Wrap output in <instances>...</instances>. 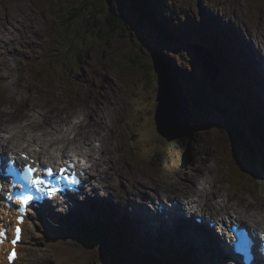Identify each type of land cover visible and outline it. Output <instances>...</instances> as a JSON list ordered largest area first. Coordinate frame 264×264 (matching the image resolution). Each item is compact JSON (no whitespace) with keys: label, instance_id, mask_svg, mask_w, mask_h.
<instances>
[{"label":"rangeland","instance_id":"1","mask_svg":"<svg viewBox=\"0 0 264 264\" xmlns=\"http://www.w3.org/2000/svg\"><path fill=\"white\" fill-rule=\"evenodd\" d=\"M134 1L0 0V13L8 12L7 15L12 17V19L10 18V29L14 35L13 44L2 47L7 51L4 64L5 70L9 71L11 77L5 83L0 84V113L8 121H10L11 116L16 117V120L12 119L16 125L38 120L35 122L36 124L32 125V129L43 126L49 128L50 133H54L52 131L54 128L58 129L60 126H64L66 129V127L72 125L73 130L77 131L76 125L86 120L80 111V107L84 106L85 103H89V101L92 105L94 102L96 104L103 102L105 105L107 98H110L113 104L117 103V110L111 119V123L107 124L106 118L100 112L97 116L99 121L97 120L98 123L94 125L93 129L101 133L98 136L108 140L106 143L107 149L114 155L115 165L109 163L105 166L112 167L110 171L112 178L108 180V183L112 182L110 185L115 195H123L130 199L132 196H129L128 191L132 190L140 179L145 184H143L144 194L148 195L150 200L156 198L160 193H156L157 191L153 185H160V187L165 188L168 193L165 196L167 198L181 197L180 188L181 185L189 182L188 174L191 177L200 179L199 181H205V184L212 190L214 185L219 184L224 172L225 174H231L226 170L227 165L217 152L216 141L219 138H217L216 130L220 131L228 128L224 124L219 123L218 125L215 123L217 109L221 108L213 109V112L210 111L207 114L212 124L208 129L198 131L194 136L192 135L191 140L187 143L186 156H178L176 152L172 157L174 163L168 168L158 166L159 164L150 168L149 165L152 164L149 163L152 161L151 157L147 156L148 151L146 149L148 148L146 146H142V148L131 146L135 138L144 141L148 137V143L152 136V134L145 131V129L152 127L151 122H153L154 117L152 105H156L157 97V92L154 91V71L149 65L153 62L152 51L157 43H160L163 47L162 50L168 53L167 56L170 59L168 66L173 72L181 71L186 75H193L192 73H194V77L200 79V82H196L194 78L187 81L193 94L199 91L201 95H204L208 89L215 91L216 94L222 93L219 89V80L210 79L197 65L198 57L192 48V44L200 38L193 36V32L196 35H202V33L209 35L212 30L209 22L214 20L210 19L211 16L217 18L220 16L222 19L214 26L218 25L220 28L224 26L225 29L228 28L231 32L234 31L226 17H230L231 20L240 25L260 22L261 25L258 29L264 32V0H169L164 7V11L160 10V5H157L158 8L156 7V10L151 11V15L144 19L140 18L139 11L133 4ZM92 3H96L97 7ZM112 7L120 18L118 17V21L111 26L106 21ZM167 13L169 18L166 16ZM175 14L178 21L171 24V19ZM158 16L162 17L159 18ZM162 18L171 24L172 34L177 37L175 40L165 41L162 38L165 41L163 42L161 37L158 36L159 32L155 23L158 22V25L164 23L165 21ZM197 21L208 23L209 27L205 26L201 29L197 25ZM182 24L184 25L182 26ZM116 26L118 29L111 30ZM180 37L183 39L181 40ZM237 38H240L239 34ZM238 42L242 45V42ZM220 50L225 51L223 48H220ZM33 57H41V59H37L39 62H36L33 65V70L30 71L27 65L29 61L34 60ZM36 72L38 75H36ZM203 81H207L211 88H206ZM229 83L231 84L230 81ZM240 95H243L242 92ZM13 96L16 98L14 106L7 100L13 98ZM221 96L223 97L224 94H221ZM231 96L232 99H236L235 93L231 92ZM97 98L98 101H96ZM227 98L229 103L236 107L235 101L233 102L229 96ZM133 99L143 101L144 106L139 105L140 109H138V105L134 103ZM208 100L215 99L209 97L208 94V97L202 99L201 104L206 107ZM237 108L241 107L237 105ZM222 110L227 111L223 107ZM245 112L243 110L244 115H247ZM23 114L27 115L26 120L19 119ZM28 117H32L31 120ZM234 119L241 122L238 118ZM52 121L56 123L51 124ZM72 135L74 137L75 132ZM96 138L102 140L101 137ZM153 138L156 140L157 137ZM187 139L189 140V138ZM84 142L86 141L81 144ZM169 145L170 143L159 145L160 148L158 147L159 149L155 154L162 153ZM71 146L73 147L75 144ZM218 148L224 151V156L227 152L229 153L227 155H231L233 152L229 149L223 150L219 145ZM113 150L115 151L113 152ZM239 158L238 161H241L242 158ZM238 161L234 166L240 167ZM200 162L208 163L216 169L219 168L218 174L213 168V174L208 173L209 177L205 175L206 179L200 178L201 175L194 172L195 163ZM127 164L128 167L125 170ZM229 164L233 165L231 161H229ZM253 168L255 175H253L252 181H247L250 175L248 177L244 175L246 178L241 177V181L247 185V189L244 191L247 192L246 199L243 198L244 202L247 197L249 199V196L256 201L257 194H252V189L255 192L264 194V169L260 170L256 163H254ZM231 172L233 174L236 171L231 170ZM230 178L231 176H228L225 180ZM209 180H211V183H209ZM224 183L223 193L226 195L236 194L240 188L237 185L231 186L227 181H224ZM197 184L201 189L203 188V182ZM176 189L177 191H175ZM100 190L102 191V189ZM238 194L244 196L242 193ZM211 197L212 194H209L202 202L201 209L205 213L209 211L208 209L211 212H218L210 205L212 204ZM206 200L209 204L206 203ZM111 209H106V215L101 216L110 220H112V216L117 220L118 214H110ZM241 209L243 208L240 207L237 211L232 210L231 213L233 215H245L247 218L246 211L248 208H244L243 212H241ZM129 210L134 212L133 209ZM226 213L221 211V214ZM251 219L249 218L250 221ZM39 224L36 226L31 244L41 247L44 252L48 251L52 257L47 260L39 255L36 264H89L102 259L100 253L77 241L78 249L73 256L63 262L56 261L54 251L47 245L49 239L43 237L47 235L45 233L48 229L44 223L40 222ZM141 233L143 234V231ZM140 237L141 242L145 240L144 245L140 248L146 251L145 253L152 251L163 257L167 249L171 247L169 244L171 240L169 242L161 241L153 250L151 246L153 238L143 235ZM132 239L137 243H132L133 250L140 252L137 239ZM174 244L182 251L187 249L181 244ZM134 254L139 257L137 253ZM128 256L133 257L131 254ZM123 260V264H132L125 255ZM133 264L143 263L139 257Z\"/></svg>","mask_w":264,"mask_h":264},{"label":"bare ground","instance_id":"2","mask_svg":"<svg viewBox=\"0 0 264 264\" xmlns=\"http://www.w3.org/2000/svg\"><path fill=\"white\" fill-rule=\"evenodd\" d=\"M132 1H134V0H132ZM147 1H149V2H147ZM147 1H146L147 5L151 4L150 0H147ZM162 1L164 2V6H165L167 1H169V0H166V1L162 0ZM249 1H251V0H249ZM209 10H211V9H209ZM7 13H4V14L0 13V84L5 83L6 81H8V79H10L9 71L5 70L6 67L4 65L6 62L7 51L5 49H2V47H4V46H8L10 44H13V38H14V35L10 29L12 17H10V15H7ZM170 15H172V14H170ZM166 16H168V18H169L168 13L166 14ZM173 19H171V23H173V24H174V22L178 21L176 14L173 16ZM210 19H214V20L209 22L210 29H212L214 24L222 21L220 16L218 18L211 16ZM226 20L229 21L230 25L232 26L231 28L234 32H231V30H229L228 28L226 29V31L231 33L232 38L236 37V39L238 41L242 42V45L239 44L240 46H238L239 49L244 53L240 57V60L246 62L248 65L247 66L248 68L247 69L242 68L240 73H241V75H243L245 77V79L248 78L249 80H251L254 83V85L249 84L250 87L252 86L251 89L250 90L246 89V90L242 91V89L238 85H237L238 87H234L228 81L222 82L219 79L220 87L223 88L225 90V92L235 93L236 99H233V100H235L238 103L237 104L238 106H240L241 108H246L248 110L249 113L247 115H243L239 112L240 113L239 116L245 121V123L252 126L255 129V131L258 133V135L260 137V141L257 142L256 147L258 149L260 146L262 148H264V108L262 110V113H263L262 114L261 112H259L258 109H255L252 106H250L248 104V100H247V97H249V96L251 98H258V100L261 101V106H264V32L261 29H258L259 25H261L260 22H253L250 24L240 25V24L236 23V21L231 20L230 17H226ZM197 22H198L197 25L200 26L201 29L204 28L205 26L209 27L208 23L206 24V23H200L199 21H197ZM232 23H233V25H232ZM191 28L193 29V27H191ZM168 34H170V33L169 32L167 34L165 33V35L167 37L168 36L170 37V35H168ZM238 34L240 35V38H237ZM202 35H203V39L201 40L200 43H202L203 46H205L207 48H213L214 46H219V50H220V48H223L225 50V47H223L220 42H218L219 44H216L214 42L209 43L208 40L211 37L210 35L208 36L206 33H202ZM193 36H196V38L201 37L200 34L196 35L194 32H193ZM171 38H172V40H175L177 37H171ZM259 53H261L263 55V57H261L259 55ZM230 57H232V56L230 55ZM250 67H251V70H250ZM195 81L199 82L200 80H199V78H196ZM241 92L243 95H245V97L243 95H240ZM7 100H8V102L11 103V105L14 106V104L16 102V98L14 96H13V98H8ZM96 101H98V98ZM240 101H241V104H240ZM106 102L107 103L105 105L103 104V102L97 103V104L94 103L92 105L91 102L89 101V103H86L83 107H81L80 110L84 113L85 119L88 120V122H86V120H85V121L78 123V125H76L77 131L72 130L71 127H68L64 132H61V134H65V135H61V137H60L59 135H56V131H54V130H52L54 133H50V131H48V132H44V133H40V134H38V133L33 134V133H30L27 129L21 128L19 131H17V136L24 137L26 140H34V144L37 147L39 145L47 147V146H49V143L59 144V146L52 153L50 152L54 156L66 154L67 151H71L72 155H74V156H77V155L83 156L88 161H91L90 162L91 166H93L91 168V172L93 173L92 175L97 179V181H98V178L100 177L101 182L106 184L107 180H106L105 175L108 172H110V168L106 167L105 164H107L106 162H109V163H112V165H115V161L113 159L114 155H112L110 153V150L108 151V149H107V144H106L107 142L106 141H108V140H106L103 137V142L101 143V146L96 150H93V149H95V147H93V149H91V150L87 149L84 145V143L88 144L89 141L92 140L91 137L93 134L101 135V133H99L97 130L93 129V127H95L94 125H96L99 121L97 119V116H99L100 112H101V115L104 118H106V123L107 124L111 123V119L114 117L113 115L115 114V112L117 110V103L113 104L111 102L110 98H107ZM43 107L45 108V106H43ZM20 118H22L21 120L27 119V117H25V116H20L19 119ZM0 119H2V118H0ZM34 122L35 121H33L32 124ZM158 122H160L159 119H158ZM7 123L9 124L7 126L14 127V129L19 128V127H23V125H24V124L23 125L20 124V125L12 126V125H10L9 121H7ZM52 123H56V122L52 121L51 124ZM25 125H27V124H25ZM46 129H49V128H46ZM58 131H60V130H57V133H58ZM74 132H75V136L72 138L70 134H72ZM216 133H217V136L219 137V140H217L216 142L218 143V145L223 150L230 149L232 147L235 155H238L239 157L242 158L241 161L236 160V162L238 161V164L240 167L230 165L229 164L230 160L227 158V154H229V153L227 152V154L224 156L223 155V154H225L224 151L219 150L218 145H217V152L220 155V157L223 158L224 162L226 163V165H227L226 168L227 169H230V168L237 169L236 171H240L239 168H241L244 171H247L244 167V164H246V162L243 159V154H244L243 148H240L237 141L232 139L230 136H227V134L220 132L218 130H216ZM86 137H89V138L85 139ZM159 138H163V137H159ZM165 138L167 140H171L170 137H165ZM2 139H5V138L3 137V135L0 132V142H2L1 141ZM83 141H86V142L81 144ZM73 144H75V146L72 147L71 145H73ZM52 148H54V147L52 146ZM47 150L50 151L49 149H47ZM215 150H216V148H215ZM252 151L254 152L256 150H252ZM113 152H114V150H113ZM106 153L109 155L108 157H107ZM177 154H178V156L184 157V156H186L185 155L186 150H184V151L180 150L179 152H177ZM238 159H240V158H238ZM149 166H150V168L154 167V165H149ZM127 167H128V164L125 166V170H127ZM213 168L214 167H212L208 163H203V162H200L198 164L195 163L194 172L196 174L199 173L201 175L200 178L203 177L206 179L205 175H207V177H209L208 173L213 174ZM214 169L217 171V174H218L219 168L218 169L214 168ZM103 177H104V180H103ZM187 178H188L189 182L186 183V186H183V185L181 186L183 189L182 193L185 197H187V196L191 197L192 198L191 200L193 202H196L195 205L199 209L202 208V206H203L202 202L205 200V198H207V196L209 194H212V197H211L212 204H210V205H212V207L214 209H216L218 212H219V210H222L224 212H227L226 214H228V212L230 213L231 210H238V208L242 207L243 209L248 208V209L258 210V211L261 210L262 211L261 215L264 214V206H263L264 195L260 194L259 192H255L252 189L251 190L252 194L253 193L257 194L256 201L252 200L250 198L251 196H249V199L247 197V200L245 202L243 201V198L246 199V193H247V192H244L247 189V185H245L244 183L238 184V183L231 180L230 184L238 185L240 188L236 194L226 195L225 193H223V190L225 189V185H224L225 183L222 180V178H221V180H219V184H216L213 186L212 190L205 184V181H199L200 179H198L196 177H191L190 174L187 175ZM110 179H111V176H110ZM199 182L204 183L202 189L199 188V186L197 184ZM209 183H211V180H209ZM107 184L109 186L108 185H103V186H107L108 188H110L111 187L110 184L109 183H107ZM143 184H144V182H142V180L139 179L136 186L128 193L129 196H132L129 200H128V198L126 200H123V199L116 200L114 197L111 196V195L116 196L114 194V192L109 190V194L105 193L106 196L107 195L109 196V199L104 200V198L106 197L105 195L100 194V196H99V194H96L95 197L92 198L88 202V205H84L83 203H80L79 204L80 206L78 208H79V210L83 211L84 213L90 212L89 215L93 214V218L95 217L94 212L97 211L99 213H102L106 209L112 208L113 210L110 212V214H113V213L118 214V219L112 220L111 222L120 221L122 223H125V228H123L125 231V234L129 235L130 241L134 242V240L132 238L137 239L138 245H140V248H142V245H144V243H145V240H144V242H141L139 240V239H141L140 236L142 235L141 230L143 231L145 229L147 232H145L146 235L144 233V236H151L153 238V240H152L153 242H151L152 243L151 246L153 247V250H154V248L157 247V245H156L157 243L160 244L161 240H168L171 237V238L176 239L180 242H186L187 244L198 248L199 253L203 257H205L207 260L205 262V264H227L225 260L221 259L220 254L216 248H214V250H213L209 247V242L203 241L202 243H196V242L192 241L191 239H189L185 235L175 234L171 229L167 230L165 228L166 226H163L162 228H158V230H157V228L150 225L149 221L143 219V216H145L144 213L146 212V209L143 207L142 204H144V206H145L148 203L149 198H150L148 195L146 196L144 194L143 190H145V189H142ZM153 187L155 188V190L160 191L161 195L167 196L168 193L166 192L167 190L165 188H160V187H158V185H156V186L153 185ZM150 188H151V186H150ZM175 191H177V189ZM238 193H242V195H244L245 197L241 196ZM180 195H181V193H180ZM261 195H262V197H261ZM120 197L126 198L123 195H120ZM216 198H218V200H216ZM112 199L115 202H117L118 204L114 203L112 201ZM137 202H140V204H137ZM161 202H163L165 204V206H169L167 202H165L163 200H161ZM206 203L209 204L208 201ZM52 204H53V202H52ZM129 209H133L135 213L130 211ZM243 209H241L242 210L241 212H243ZM76 211H77L76 207L75 208L73 206L64 207L63 212H65V216H69V213L72 214V216L65 218L68 221L67 224H65V223L63 224L61 222L62 225H60V226H56L54 224L49 225L50 233L44 236L46 239H49V242L47 245L50 247V249L52 251H54L55 257H56L55 259L58 262H62L64 260L68 259L69 257L73 256L75 254V251L77 250L76 239H74L71 236H65V233L62 230H60V229H63V227L65 228L67 226L73 225V223L76 221V218L73 216V213ZM33 212H35L34 216L32 215ZM45 212L47 214L44 213V215H47V216L49 215L51 220H54L55 218H60L59 215L55 214L56 212L55 213L51 212L49 207L45 208ZM32 213L29 216V218H27V221L25 222V229H26L27 233L25 234L24 237L27 240L28 244L23 243V244L18 245L20 248L21 258L23 259V262L20 260H17L14 262V264H24V263L25 264L26 263L27 264L28 263L34 264V262L36 264L37 261L39 260V255L41 258H44L47 260L49 259V257H52L48 251L44 252V251H42L41 247L34 246V244H31V242H32L31 233H32V231L36 230L35 225L37 226V224H39L38 222L41 220V218H40L41 216L39 215V213L37 211L33 210ZM150 215H151V213H149V216ZM85 216H86V214H85ZM88 218H89V216L86 219H88ZM110 228L114 231L115 227L110 226ZM112 230H111V232H113ZM193 239H195V238H193ZM70 241L75 242V243H72ZM195 241H196V239H195ZM208 241H210L209 237H208ZM6 251H7V245H0V263H4L3 259H6V254H5ZM125 253L131 254L135 261H137L139 259L132 252L126 251ZM123 254H124V252H123ZM144 254H146V253H144ZM186 254H187V252H186ZM190 254H191V256L188 255V258H191L195 264H199L197 258H195L191 252H190ZM26 260H27V262H26Z\"/></svg>","mask_w":264,"mask_h":264},{"label":"water","instance_id":"3","mask_svg":"<svg viewBox=\"0 0 264 264\" xmlns=\"http://www.w3.org/2000/svg\"><path fill=\"white\" fill-rule=\"evenodd\" d=\"M203 58L205 66L210 68V56L205 54ZM159 83L161 85V106L158 113L160 129L171 140L177 139L186 131L189 116L187 102L174 79L162 74L159 77Z\"/></svg>","mask_w":264,"mask_h":264},{"label":"trees","instance_id":"4","mask_svg":"<svg viewBox=\"0 0 264 264\" xmlns=\"http://www.w3.org/2000/svg\"><path fill=\"white\" fill-rule=\"evenodd\" d=\"M146 1L147 0H136L133 3L134 6L139 11L141 19H144L145 17L151 15V11H150V9L148 7L149 4L147 5V2H149V1H147V2ZM151 3L153 5H155L156 3L158 5H160V3L157 0H151ZM92 4L96 6V3H92ZM118 17H119V15L113 10V7H112V10L110 11V14L107 17V21H106L107 24H111V26H112V24L114 22L118 21V19H117ZM114 28L118 29V27L116 26V27H113L111 30H113ZM186 138H187V136H186ZM185 139H181V140L178 141V143H175L174 145H169V147L166 146L167 149L162 151V153L158 152L157 154H155V157H154L155 165L159 164L158 166H163V168L164 167L168 168L169 166H171L174 163L173 158H172V157H174V154H176V152H179L180 150H183V151L185 150V148H184V146L186 145ZM158 144L161 145V146H162V144L163 145H167L165 140L159 139V138L155 142L156 146H159Z\"/></svg>","mask_w":264,"mask_h":264}]
</instances>
